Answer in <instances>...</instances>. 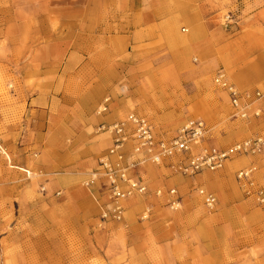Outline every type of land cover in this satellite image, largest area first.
Segmentation results:
<instances>
[{
    "label": "crops",
    "instance_id": "crops-1",
    "mask_svg": "<svg viewBox=\"0 0 264 264\" xmlns=\"http://www.w3.org/2000/svg\"><path fill=\"white\" fill-rule=\"evenodd\" d=\"M225 17L230 22L223 25ZM0 20L3 29L17 20L19 34L27 37L26 46H19L20 55L26 57V69L29 67L22 80L38 90L30 115L45 122L36 124V130L42 127L41 131L51 133L46 148L56 147L75 133L70 123L75 118L76 101L83 99L93 108L109 100L110 114L95 121L90 132L93 136L85 132L89 123L77 131V135L84 132L79 138L87 139L85 150L77 156L85 162L83 170L94 168L97 172L100 159L96 158L104 157L111 146L109 135L99 131L100 126L123 121L129 114L121 120L120 110L150 94L155 84L165 86L164 100L187 102L188 96L199 95L207 110L213 111L217 105L216 110L223 109L227 118L233 115L228 98L210 79L222 70L239 91L261 95L253 105L259 116L250 112L249 121L264 122V0H0ZM14 26L16 23L10 25ZM8 50L12 53V46ZM59 69L64 75L57 72ZM58 75L65 81H58ZM81 85L82 93H78ZM130 85L136 87L130 89ZM251 165L264 167V155L231 159L221 170L190 180L178 178L164 166L145 163L132 175L146 186V194L126 198L121 206L124 214L131 216L136 208H160L161 201L153 198L148 188L166 196L177 188L188 220L197 222L195 209L202 207L185 195L194 186L202 200L201 192L218 199L215 214L206 211L208 214L198 220H228L232 210L256 219L260 215L256 204L244 195L235 179L237 171ZM83 175L76 174L73 165L55 173V178L50 176L47 184L65 193L76 188ZM100 182V188L71 191L77 202L66 208L90 207L92 202L95 207L90 208H110L107 186Z\"/></svg>",
    "mask_w": 264,
    "mask_h": 264
},
{
    "label": "rangeland",
    "instance_id": "rangeland-1",
    "mask_svg": "<svg viewBox=\"0 0 264 264\" xmlns=\"http://www.w3.org/2000/svg\"><path fill=\"white\" fill-rule=\"evenodd\" d=\"M2 21L0 264H264V210L256 205L258 208L255 209L260 214L256 219L232 210L228 220L217 219L210 223L206 220L205 223V220L198 219L209 210L214 215L218 199L214 196L217 207L215 204L207 208L194 186L188 188L185 195L202 207L195 209L197 222L188 220L177 188L173 190L180 203L178 208H170L165 192L161 191L156 196L158 190L149 187L148 193L161 201L160 208H136L138 210L132 216L123 211L120 221L111 219L106 213L111 208H103L102 211L101 208H90L95 207L93 202L92 206L88 204L90 207L66 208L73 201L77 202L71 191L102 186L100 181L103 180L92 186L86 185L95 170H83L81 167L85 162L81 163L77 156L85 150L87 139L79 138L84 132L77 135V131L89 123L85 132L90 134L95 121L110 113L98 115L102 102L91 108L79 99L75 102V118L70 123L75 126V133L68 134L69 137L56 147L46 148L51 133L41 131L42 127L36 130V124L41 126L45 122L30 115L32 98L38 90L34 84L22 80L29 67L26 69V57L20 55L19 46H26L27 37L19 34L17 20L10 24L16 23V26L8 25L6 29H3ZM229 22L226 17L222 18L223 25ZM8 46H12V53ZM57 72L64 75V70ZM59 77L56 78L61 82L66 79ZM70 86L71 89L74 87ZM82 87L78 93H82ZM135 87L129 86L130 89ZM164 89L165 86L152 85L150 94L138 98L133 105L126 107L128 110L121 109L119 118L122 120L128 114H138L153 125L157 134L166 137L173 136L188 121L199 119L207 127L208 147L226 148L256 136L264 140V122L258 124L249 118L243 121L231 115L226 118L223 109L216 110L217 105L209 111L199 95L188 96L187 102L164 100ZM72 96H76L74 92ZM73 165L76 174H84L76 188L64 193L56 185L47 184L50 176L55 178V173L65 172ZM260 174H264L263 166L259 167L256 179ZM197 175L178 178L190 180ZM140 227L143 231L138 229Z\"/></svg>",
    "mask_w": 264,
    "mask_h": 264
},
{
    "label": "built area",
    "instance_id": "built-area-1",
    "mask_svg": "<svg viewBox=\"0 0 264 264\" xmlns=\"http://www.w3.org/2000/svg\"><path fill=\"white\" fill-rule=\"evenodd\" d=\"M212 83L227 96L235 119L245 121L250 112L256 118L259 116V112L253 110V105L261 98L259 93L239 91L222 70L215 73ZM108 101L105 99L102 102L98 115L108 113ZM99 130L109 135L111 146L106 155L100 158L99 170L91 174L86 185L92 186L98 180L105 182L111 202V210L106 213L116 221L122 219L121 202L124 199L146 194V186L132 175L136 168L145 163L156 167L164 166L172 174L185 177L219 171L225 163L236 157H261L264 154V140L259 136L226 148L206 146L207 129L201 120L188 121L171 137L157 134L146 118L135 114H129L123 121L110 126L102 125ZM258 173L259 167L251 165L237 171L235 179L244 195L264 210V174L257 181ZM160 194L161 191H156V196ZM201 194L207 208L215 206L216 199L213 195ZM175 195V190L167 192L170 208L179 207L180 203Z\"/></svg>",
    "mask_w": 264,
    "mask_h": 264
},
{
    "label": "bare ground",
    "instance_id": "bare-ground-1",
    "mask_svg": "<svg viewBox=\"0 0 264 264\" xmlns=\"http://www.w3.org/2000/svg\"><path fill=\"white\" fill-rule=\"evenodd\" d=\"M100 144H102V143H100ZM2 152H3V154H5L3 150H2Z\"/></svg>",
    "mask_w": 264,
    "mask_h": 264
}]
</instances>
